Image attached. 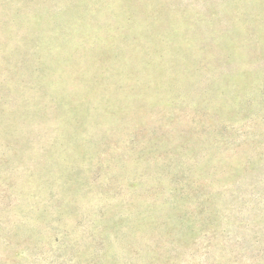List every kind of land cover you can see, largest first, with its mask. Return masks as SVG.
<instances>
[{"label": "rangeland", "instance_id": "rangeland-1", "mask_svg": "<svg viewBox=\"0 0 264 264\" xmlns=\"http://www.w3.org/2000/svg\"><path fill=\"white\" fill-rule=\"evenodd\" d=\"M0 264H264V0H0Z\"/></svg>", "mask_w": 264, "mask_h": 264}]
</instances>
